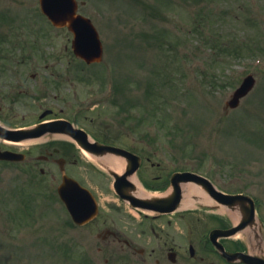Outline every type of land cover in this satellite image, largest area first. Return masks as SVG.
Returning a JSON list of instances; mask_svg holds the SVG:
<instances>
[{
  "label": "rangeland",
  "instance_id": "obj_1",
  "mask_svg": "<svg viewBox=\"0 0 264 264\" xmlns=\"http://www.w3.org/2000/svg\"><path fill=\"white\" fill-rule=\"evenodd\" d=\"M78 1L86 3L80 12L100 33L101 64L87 66L65 56L72 54V36L50 27L39 0H0V37L27 43V52H34L40 37L44 52L54 55L51 60L64 55L53 70L55 88L45 102H37L57 113L64 109V117L92 137L114 138L117 145L136 152L158 151L152 161L166 168L164 175L193 171L224 192H246L257 201L264 233V59H259L264 56V0ZM34 71L22 69V78L31 83ZM248 74L256 78L254 90L239 108L227 111L226 102ZM38 103L22 96L17 111L27 118L20 116L19 124L38 119ZM142 134L153 141H145ZM65 141L51 142L58 146ZM17 147H33L36 157L44 148ZM72 156L77 164L70 163L66 173L97 195L99 221L93 227H68L69 215L57 197L62 174L56 165L36 164L37 159L0 163V264H84L87 259L90 264H156L157 259L172 264L169 247L179 253L177 264H199L206 256V234L232 223L219 208L200 204L197 210L144 220L119 200L110 179L90 159L79 151ZM145 168L141 178L145 172L154 175L150 165ZM105 227L125 233L138 248H155L157 255L148 262L138 255L129 260L118 244L109 250L104 246L99 253L103 242L89 233ZM239 241L230 238L225 243L231 248ZM190 244L195 245L197 260L190 259ZM70 246L77 249L72 254L66 253ZM209 257L205 264L213 262Z\"/></svg>",
  "mask_w": 264,
  "mask_h": 264
},
{
  "label": "water",
  "instance_id": "obj_2",
  "mask_svg": "<svg viewBox=\"0 0 264 264\" xmlns=\"http://www.w3.org/2000/svg\"><path fill=\"white\" fill-rule=\"evenodd\" d=\"M48 0H42V5L44 11L52 17L55 24H66L67 22L70 23V28L75 33V40L73 42L75 53L86 60L88 63L98 62L102 59V45L99 41L98 35L92 28L91 23L88 20H85L82 17H76L73 11L74 2L73 0H59L57 6L56 3L58 0H51L49 3ZM63 1V8L62 6ZM49 7H47V5ZM56 6V7H55ZM53 8L56 9L59 15H57V19L52 16L53 15ZM255 79L252 76L247 77L241 87L234 93L231 101L227 104L231 108H236L240 100L245 97L254 87ZM52 132H70L71 135L77 140L79 145L89 152H111L115 153L116 155L127 157L129 159L134 158L132 154L113 147L102 146L100 144H93L89 142L87 135L82 131H75L69 128V131L66 129L59 128H52ZM8 153H0V158H4ZM20 156H17V158ZM137 169V166L128 167L127 174L123 177H119L117 174L114 176L117 179L116 188L119 190L120 186H124L125 189L132 185L130 182L126 180V176L133 174ZM193 181L201 186L219 203L231 208L232 210H238L241 215V220L239 225L236 228L222 231V230H215L212 232V239L216 241L218 237H227L231 236L243 229H245L249 225H253L256 223V212H255V204L254 201L246 196L238 195V196H229L219 193L215 190L213 185L203 177H200L195 174L184 173V174H176L172 178V183L174 186V194L171 198L168 199H154L152 201L137 199L132 195L122 194L125 199L130 200L133 206H141L147 209L160 211L164 213H172L180 203L181 198V189L178 186L180 182H189ZM73 185H72V184ZM67 184H71V188L73 191L82 194V196H76L73 200L74 204H77V199H81L84 197H90L89 194L85 192V190L80 189L78 185L65 178V185L64 189L62 190L63 193H66L68 188ZM132 187V186H131ZM85 193V194H83ZM120 193V191H119ZM86 199V198H84ZM71 200V198H70ZM218 247H222L220 244H216ZM223 248V247H222ZM232 259L240 256V254L229 255ZM245 261H253V260H245Z\"/></svg>",
  "mask_w": 264,
  "mask_h": 264
},
{
  "label": "flooded vegetation",
  "instance_id": "obj_3",
  "mask_svg": "<svg viewBox=\"0 0 264 264\" xmlns=\"http://www.w3.org/2000/svg\"><path fill=\"white\" fill-rule=\"evenodd\" d=\"M64 55H60L58 57H55L56 60L58 61H63ZM49 58L50 60L53 58V55H46V54H21L19 53V49H17L15 46H13V53H2L0 54V120L1 123L8 125L12 124L15 125L14 130H19L21 129V126H19V118H20V113L17 111L22 104H20L21 101V96L25 95L26 98L31 99L33 102H43L46 100L49 91V89L54 88L52 79H57V74L53 73L50 74V76L42 75L43 72H47L50 70L53 65L49 66L46 63V59ZM36 62H44L43 68L39 65L36 64ZM27 66H34V70L40 69L41 74L39 72H35L31 77L35 85L30 84L33 89L39 87L40 93L38 94L37 97L35 98V91H30L28 88V84L22 83V80L19 78L17 75L22 67H27ZM39 70V71H40ZM56 98V97H55ZM40 108L43 110H46L49 115V119L47 120H41L37 123H31L29 126H34L38 124H44V123H51L53 121H58L60 118H52L55 113L53 111L49 112V108L43 107L40 103H38ZM25 109H29L32 107L31 105H23ZM21 118L26 119L27 116L24 113ZM147 146V145H146ZM54 152V153H53ZM53 152L50 150L46 149V159L44 160L47 163H53L57 164V160L63 157L62 154L65 155L64 150H56L54 149ZM62 152V153H61ZM65 159V158H64ZM66 160V159H65ZM148 162L151 163V166L153 168L157 167L158 169L160 168L162 171H164L166 168H162L161 164L158 163V165H155L154 162H151V158L147 159ZM74 163H77L76 161ZM67 164V160H66ZM153 181H162V185L167 182V179H165L164 176L162 175H155L152 177ZM160 185V186H162ZM155 186V185H154ZM122 241V239L120 240ZM128 246H132V243L124 241ZM217 259L219 261H222V258L217 255ZM159 262V261H158Z\"/></svg>",
  "mask_w": 264,
  "mask_h": 264
},
{
  "label": "bare ground",
  "instance_id": "obj_4",
  "mask_svg": "<svg viewBox=\"0 0 264 264\" xmlns=\"http://www.w3.org/2000/svg\"><path fill=\"white\" fill-rule=\"evenodd\" d=\"M91 159H96L92 157L89 154H86ZM100 162H103L106 164L109 168L116 170L118 173H122L124 171L125 162L121 160L120 158H116L113 156H105L102 159L99 160ZM138 195L141 196H148L144 195L141 191H138ZM198 204L204 205V206H210L213 204V201L210 199V197L204 193L202 190H200L197 186L193 184H188L185 187V198L182 202V205L180 207L181 210H188L191 208H196ZM222 212V210H220ZM231 219L234 222H238L240 219V213L238 210H234L229 213ZM258 226L257 224H254L251 227H248L243 231V233L238 234L236 237L243 238L245 234H249L251 238L258 233Z\"/></svg>",
  "mask_w": 264,
  "mask_h": 264
}]
</instances>
